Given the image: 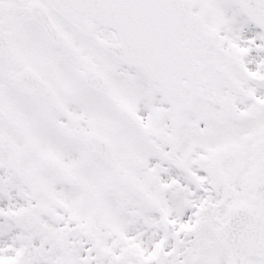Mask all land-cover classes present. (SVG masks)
I'll return each instance as SVG.
<instances>
[{"label":"snow or ice","instance_id":"6c2138e0","mask_svg":"<svg viewBox=\"0 0 264 264\" xmlns=\"http://www.w3.org/2000/svg\"><path fill=\"white\" fill-rule=\"evenodd\" d=\"M0 264H264V0H0Z\"/></svg>","mask_w":264,"mask_h":264}]
</instances>
